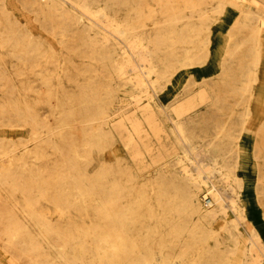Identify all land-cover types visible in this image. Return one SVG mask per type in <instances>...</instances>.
Returning a JSON list of instances; mask_svg holds the SVG:
<instances>
[{
    "label": "bare ground",
    "instance_id": "6f19581e",
    "mask_svg": "<svg viewBox=\"0 0 264 264\" xmlns=\"http://www.w3.org/2000/svg\"><path fill=\"white\" fill-rule=\"evenodd\" d=\"M0 264H264V0H0Z\"/></svg>",
    "mask_w": 264,
    "mask_h": 264
}]
</instances>
